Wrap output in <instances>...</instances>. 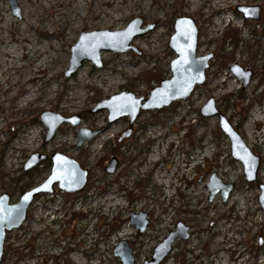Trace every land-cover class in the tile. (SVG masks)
Instances as JSON below:
<instances>
[{"label": "rangeland", "instance_id": "obj_1", "mask_svg": "<svg viewBox=\"0 0 264 264\" xmlns=\"http://www.w3.org/2000/svg\"><path fill=\"white\" fill-rule=\"evenodd\" d=\"M14 2L18 17L9 0H0V196L8 195L15 204L25 191L41 185L50 175L53 153L77 161L87 172V183L75 194L55 185L52 194L37 196L21 227L7 233L0 264H72L70 257L88 264H123L114 255L120 242L131 249L134 264H144L177 223L188 228L189 237L176 240L160 264H264V215L257 188L264 185V0ZM237 6L258 7V21L244 19ZM180 17L190 18L197 28L196 56H213L204 83L168 107L140 109L132 123L123 115L110 123L107 110L92 113L100 102L121 92L147 100L162 81L171 79L170 63L176 56L169 41ZM134 18L143 26L154 25L130 43L135 50L100 52L101 68L85 61L70 77L64 75L70 49L81 33L122 31ZM207 32L211 42L205 44ZM14 33L40 45L27 54L31 45L15 44ZM245 38L251 43L243 44ZM235 65L252 73L245 88L230 71ZM45 78L48 82L40 84ZM79 79L84 83L77 84ZM45 90L47 95L42 94ZM210 98L259 158L254 182L246 181L242 165L231 157L217 117L200 115ZM46 111L78 115L80 124L60 126L43 144L46 128L40 115ZM101 124L116 125L103 136ZM81 128L98 134L77 146ZM152 131L157 140H152ZM166 138L173 141L164 147ZM33 153L48 158L24 172ZM155 153L158 162L151 164ZM112 160L116 171L107 174ZM176 162L180 166L174 168ZM221 166L227 173L220 172ZM212 174L233 185L226 201L217 193L209 202L206 186ZM116 200L122 204L117 206ZM132 214L146 216L142 233L131 223ZM125 229L129 234L122 236Z\"/></svg>", "mask_w": 264, "mask_h": 264}, {"label": "water", "instance_id": "obj_2", "mask_svg": "<svg viewBox=\"0 0 264 264\" xmlns=\"http://www.w3.org/2000/svg\"><path fill=\"white\" fill-rule=\"evenodd\" d=\"M11 11L15 16H19V9L14 0H9ZM236 11L242 14L244 19L258 21V7L237 6ZM154 25L143 26L139 18L131 20L127 27L122 31H92L81 33L78 41L71 47L69 66L64 75L70 77L82 65L83 62H91L96 68L102 67L100 52L124 53L128 50H135L130 43L137 37L143 36L153 30ZM174 33L169 41V48L173 51L176 58L170 63L171 79L162 81L151 93L149 99H136L133 94L121 92L109 99L100 102L92 113L100 110H107L109 113L108 121L113 122L118 116H128L129 122L132 123L137 117L139 110H154L168 107L171 103L178 100H185L190 97L196 86H200L205 81V72L209 68V61L212 54L196 56L197 52V35L198 31L194 22L187 17H180L174 21ZM230 71L237 80H242V87L245 88L251 79L252 73L242 70L235 65L230 67ZM264 74V65L262 67ZM143 102V103H142ZM128 103L129 106H122ZM124 108L125 111L114 112ZM200 115L203 118L217 117L219 129L227 136L230 142L231 157L239 161L243 168L244 177L247 182H254L259 169V158L251 153L245 146L238 133L228 123L227 119L216 108V104L210 98L200 109ZM40 122L46 128V134L43 144L49 143L54 137L57 129L69 124L76 127L80 124L78 115L63 117L58 113L51 111L43 112L40 115ZM97 131L90 132L81 128L77 134V146L90 142L96 135ZM48 157L40 153H33L28 158L23 167L27 172L40 165ZM52 163L50 175L39 186L25 191L15 204H10V197L6 194L0 196V262L3 255V247L7 233L17 230L26 220L27 211L33 200L41 194H52L54 186L66 194H75L84 189L87 183V172L80 168L77 161L66 157L60 153H53L50 156ZM117 163L115 160L110 161L109 166L105 168L107 174H113L116 171ZM209 193L208 200L211 202L217 193L220 194L222 201H226L233 185H224L220 179L212 174L207 184ZM258 202L264 215V185L259 184ZM140 220H136V219ZM146 216L144 214H132L130 221L135 225L139 233H142L147 227ZM189 237L188 228L182 223L176 224V230L170 232L153 250L151 258L144 264H160L171 251V246L176 240L185 241ZM114 255L120 258L123 264H134L132 251L127 243L120 242L114 250Z\"/></svg>", "mask_w": 264, "mask_h": 264}, {"label": "bare ground", "instance_id": "obj_3", "mask_svg": "<svg viewBox=\"0 0 264 264\" xmlns=\"http://www.w3.org/2000/svg\"><path fill=\"white\" fill-rule=\"evenodd\" d=\"M216 1H219L218 3H222V2H229L230 0H216ZM58 3V2H57ZM60 3V2H59ZM215 5V4H214ZM218 7V6H217ZM219 8H221V7H219ZM217 11V10H216ZM59 12V11H58ZM60 14V13H59ZM58 15V14H57ZM64 15V14H63ZM73 15V14H72ZM97 14H94V16H96ZM105 16V15H104ZM28 20V19H27ZM69 20V19H68ZM24 22V21H23ZM26 22V21H25ZM27 24V23H26ZM26 26H28V25H26ZM65 26V25H64ZM214 28H215V25H214ZM11 37H12V41L13 42H15V44L17 43V42H27V43H29V45H31V47L29 48V50H27V54L28 53H32L31 51H32V49H33V46L35 45V46H38V45H40L39 43H38V41H36V40H34V42H33V44H32V42L30 43L29 42V40H28V37H24V36H22V35H15V33L13 34V35H11ZM237 39V38H236ZM211 40V37H209V35H208V32L207 33H205V35L203 36V38H202V42L203 43H205V44H208L209 43V41ZM211 42V41H210ZM234 42H235V39H234ZM243 44H248V43H251V41L250 40H248L247 38H245V39H243ZM242 42H240V43H242ZM18 43V44H19ZM24 44V43H23ZM26 55V54H25ZM33 55H35L34 53H33ZM24 70V69H23ZM126 74H128V73H126ZM130 74V73H129ZM126 75V76H132L131 74L130 75ZM41 83L40 84H44V83H47L48 82V78H45L44 80H42V81H40ZM76 83L77 84H82V83H84L83 82V80H81V79H79V80H76ZM76 85V84H75ZM47 91L45 90V91H43L42 92V94L44 95V94H48V93H46ZM50 94V93H49ZM31 95V94H30ZM37 97V96H36ZM73 98V97H72ZM64 97L62 98V101H64ZM70 97L69 98H67V105L70 103ZM69 100V101H68ZM45 102V101H44ZM65 105V104H64ZM62 107V106H61ZM181 107V106H180ZM183 114V113H182ZM260 114V113H259ZM263 120H264V117L262 118ZM257 122V121H256ZM114 125H116V124H114ZM114 125H106V124H101V125H99V127H100V129L101 130H103L104 131V133H103V136H107V134L109 133V132H111L113 129H114ZM116 128V127H115ZM151 135H154V137H153V139L152 140H157L158 139V136H157V134L155 133V132H151ZM261 137L263 138L264 137V133H263V135H261ZM104 138H106V137H104ZM172 138H166V140H165V142H162V144L164 145V147H165V145H168V144H170V143H172V141H173V139L171 140ZM264 141V140H263ZM207 145H208V142H207ZM207 151H208V148L206 147L205 148V153H207ZM152 154H153V152H151ZM159 155V153H155L154 155H150V159H149V163H151V164H155L156 162H158L154 157H156V155ZM173 155H176L175 154V150L173 151ZM178 161V160H177ZM177 164H178V162H176ZM182 163V162H181ZM142 164V163H141ZM177 166H180V164H178V165H175L174 166V168H176ZM225 168V166H221L220 167V172L223 174V173H227V172H225V171H223V169ZM162 171H159V169L157 170V172H156V175L159 177V175H160V173H161ZM188 173V172H187ZM166 178V177H165ZM167 181H169L168 179H167ZM161 185H164V183H161ZM117 202H116V205L117 206H119V205H121L119 202V200H116ZM238 201V200H237ZM233 205V204H232ZM203 217V216H202ZM210 217V216H209ZM208 217V218H209ZM35 227H37V228H39L37 225L35 226ZM41 229V228H40ZM38 230V229H37ZM221 230V233L223 234V231H222V229H220ZM224 230V229H223ZM38 234V233H37ZM129 234V231L127 230V229H125L124 230V232H123V235L122 236H124V235H128ZM221 236V235H220ZM216 244H217V242H216ZM42 245V244H41ZM216 246V245H215ZM45 250V249H44ZM56 250V249H55ZM41 252V251H40ZM45 253V252H44ZM51 256H52V254H51ZM71 256V255H70ZM68 260V259H67ZM91 260V259H90ZM63 261V260H62ZM69 261L70 262H72V264H88L89 262H87V261H85V262H76L75 261V257H70L69 258ZM33 263H34V261H33ZM91 264H98V263H92L91 262Z\"/></svg>", "mask_w": 264, "mask_h": 264}]
</instances>
